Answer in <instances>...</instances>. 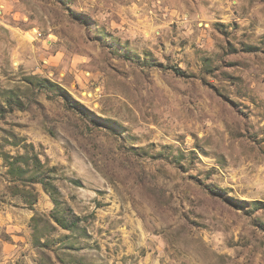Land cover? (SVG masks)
Segmentation results:
<instances>
[{"label":"rangeland","instance_id":"obj_1","mask_svg":"<svg viewBox=\"0 0 264 264\" xmlns=\"http://www.w3.org/2000/svg\"><path fill=\"white\" fill-rule=\"evenodd\" d=\"M0 264H264V0H0Z\"/></svg>","mask_w":264,"mask_h":264}]
</instances>
